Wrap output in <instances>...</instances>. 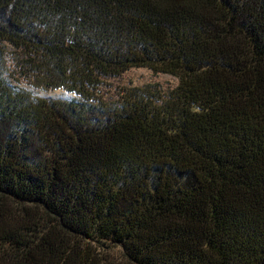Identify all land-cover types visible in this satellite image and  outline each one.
<instances>
[{
	"label": "trees",
	"instance_id": "obj_1",
	"mask_svg": "<svg viewBox=\"0 0 264 264\" xmlns=\"http://www.w3.org/2000/svg\"><path fill=\"white\" fill-rule=\"evenodd\" d=\"M0 264H264V0H0Z\"/></svg>",
	"mask_w": 264,
	"mask_h": 264
},
{
	"label": "rangeland",
	"instance_id": "obj_2",
	"mask_svg": "<svg viewBox=\"0 0 264 264\" xmlns=\"http://www.w3.org/2000/svg\"><path fill=\"white\" fill-rule=\"evenodd\" d=\"M13 85L19 88L30 90L33 95L40 98H64L66 97L60 91H39L28 87L24 81L15 77ZM177 85V79L166 74H154L147 69H132L121 75L119 78L106 81L104 89L107 97L116 99L122 90H130L133 88H142L156 86L164 93L170 91Z\"/></svg>",
	"mask_w": 264,
	"mask_h": 264
}]
</instances>
